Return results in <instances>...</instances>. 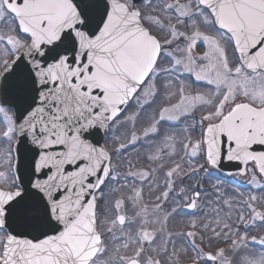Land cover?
Instances as JSON below:
<instances>
[{
	"label": "snow or ice",
	"instance_id": "snow-or-ice-1",
	"mask_svg": "<svg viewBox=\"0 0 264 264\" xmlns=\"http://www.w3.org/2000/svg\"><path fill=\"white\" fill-rule=\"evenodd\" d=\"M0 264H264V0H0Z\"/></svg>",
	"mask_w": 264,
	"mask_h": 264
}]
</instances>
